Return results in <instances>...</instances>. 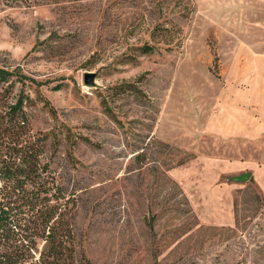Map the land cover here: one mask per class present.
Returning a JSON list of instances; mask_svg holds the SVG:
<instances>
[{"label": "rangeland", "instance_id": "obj_1", "mask_svg": "<svg viewBox=\"0 0 264 264\" xmlns=\"http://www.w3.org/2000/svg\"><path fill=\"white\" fill-rule=\"evenodd\" d=\"M0 67V144L24 96L73 264H264V0H0ZM224 93L245 138L206 133Z\"/></svg>", "mask_w": 264, "mask_h": 264}, {"label": "trees", "instance_id": "obj_2", "mask_svg": "<svg viewBox=\"0 0 264 264\" xmlns=\"http://www.w3.org/2000/svg\"><path fill=\"white\" fill-rule=\"evenodd\" d=\"M154 50L151 46L143 48L146 54ZM13 78H18L14 71L0 67V86ZM46 104L51 106L49 101ZM24 108L25 98L20 96L3 115L9 141L0 144V248L14 230L24 226L21 215L25 212L21 210H28L35 226L31 235L22 239L24 251L9 245L0 252V264H73L71 233L63 213L67 196L56 183L49 163L42 162L46 137L34 139L26 132L29 121ZM50 109L54 112L53 107ZM18 190L28 193L20 205Z\"/></svg>", "mask_w": 264, "mask_h": 264}, {"label": "crops", "instance_id": "obj_3", "mask_svg": "<svg viewBox=\"0 0 264 264\" xmlns=\"http://www.w3.org/2000/svg\"><path fill=\"white\" fill-rule=\"evenodd\" d=\"M228 94L224 93V95L222 96L226 98V100H224L223 103L226 106V108H229V106L233 107L231 108L232 112L227 110L223 114L217 116L216 118L219 117L221 118V121L219 120L218 122L219 125L210 128L209 131L206 130V133L211 134V136L216 135V136L224 137L226 139H238L241 137L245 138L246 136H248V133L246 129L243 127L244 126L243 119L246 118L249 119L250 115L247 112H245L243 108L246 104H251V102L249 100L247 102L238 101L235 99L233 95H228ZM235 122H240L239 124L241 126L239 125L237 126V124H234ZM233 124L234 126H232Z\"/></svg>", "mask_w": 264, "mask_h": 264}, {"label": "water", "instance_id": "obj_4", "mask_svg": "<svg viewBox=\"0 0 264 264\" xmlns=\"http://www.w3.org/2000/svg\"><path fill=\"white\" fill-rule=\"evenodd\" d=\"M88 80L86 81L88 85L94 86V75L88 76ZM241 181H246L248 180V176L240 178Z\"/></svg>", "mask_w": 264, "mask_h": 264}]
</instances>
